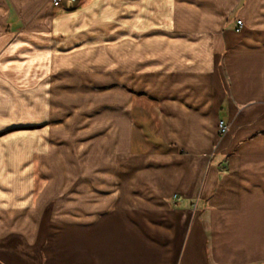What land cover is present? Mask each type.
<instances>
[{"label": "crops", "instance_id": "0c3cea01", "mask_svg": "<svg viewBox=\"0 0 264 264\" xmlns=\"http://www.w3.org/2000/svg\"><path fill=\"white\" fill-rule=\"evenodd\" d=\"M64 5L0 0V130L49 117L63 71V101L110 103L89 117L109 157L60 200L73 172H53L49 139L0 137V264H264V0ZM102 63L119 82L97 100L77 66Z\"/></svg>", "mask_w": 264, "mask_h": 264}, {"label": "rangeland", "instance_id": "374dc122", "mask_svg": "<svg viewBox=\"0 0 264 264\" xmlns=\"http://www.w3.org/2000/svg\"><path fill=\"white\" fill-rule=\"evenodd\" d=\"M65 4V3H64ZM66 7V5H64ZM67 4V3H66ZM80 5V2L77 1L75 3V7ZM62 6V7H63ZM120 22H124V20H118ZM123 49H118L120 51ZM82 68L84 75L88 77L90 81L87 82L84 77H80L79 85L82 88H87L89 85L93 87L94 92L96 94L97 100L105 99L110 97L111 90L117 85L114 79L108 77V73L113 71V66L108 63L96 64V65H84V66H77ZM92 70H97L101 73L100 76H104L105 79H92L88 75ZM63 71L54 70L52 77L53 80L51 82L53 88V108L51 112H49V117H45L44 115L38 116L35 122H29L28 119H23L24 114L21 113V120L19 123L15 125H11L8 127H4L0 130V137L3 139L7 138H20L21 140H28L29 138H44L46 137L49 139V144L47 145L46 153L47 155H52V168L53 172L56 174L55 169L65 170L67 167L68 169L72 170L70 173L73 172L68 177L59 176L54 177L52 181H54V186H66L63 192L59 191V198L62 200L63 198L69 199L75 195L72 191L78 185H81V181L77 183L76 177V170L82 167L90 168L93 165V160L91 156H98V159L104 158L101 160L103 164L107 163L108 156V132L102 134V136L96 140L94 138L99 136L101 132L103 133L102 128H99L101 125H92L90 126V118L93 113L98 111L100 107L103 105L110 106V103H103V100H99L93 104H88L92 96L85 95V106H79L78 102L72 101H63L60 98V93L62 91V87L67 84L69 88H73L74 84L70 83L69 81H65V78H61L60 74ZM106 74V75H105ZM122 88L124 84L121 85ZM92 103V102H91ZM23 109V107H22ZM7 115V114H6ZM9 115V114H8ZM11 116V115H9ZM6 124L8 121L6 120ZM11 123V122H9ZM68 126H73L68 128ZM105 138V139H104ZM43 153L44 150H43ZM39 152H32L31 156L25 154V158L21 160L23 164V168L28 169L32 168V170L39 171L42 167L41 161H39L40 156ZM29 156V157H28ZM18 163L17 158H11V163ZM29 162V164H28ZM95 163L99 167L101 166L99 162L96 160ZM132 167L133 169H139L141 166L139 159H128L121 160L117 162V167L120 169H124V167ZM42 172V171H41ZM60 173V172H59ZM58 173V174H59ZM38 174V172H37ZM82 177V176H80ZM106 178V177H105ZM47 179V180H46ZM37 186H44L48 178L40 177L36 175L31 179ZM66 181L67 184H66ZM71 181V182H70ZM66 184V185H65ZM60 190V188H58ZM63 189V188H62ZM75 192V191H74ZM55 196V195H54Z\"/></svg>", "mask_w": 264, "mask_h": 264}, {"label": "built area", "instance_id": "2783aa9c", "mask_svg": "<svg viewBox=\"0 0 264 264\" xmlns=\"http://www.w3.org/2000/svg\"><path fill=\"white\" fill-rule=\"evenodd\" d=\"M50 1H51V4L54 8H59L64 3L73 4L75 2V0H50ZM236 27H237L236 31H238L239 28L241 27L240 21H236ZM217 129H218V133L221 135H224L228 130V128L222 122L218 123Z\"/></svg>", "mask_w": 264, "mask_h": 264}]
</instances>
